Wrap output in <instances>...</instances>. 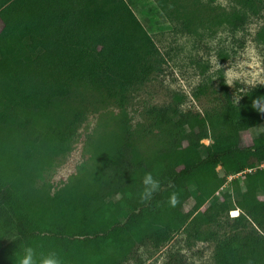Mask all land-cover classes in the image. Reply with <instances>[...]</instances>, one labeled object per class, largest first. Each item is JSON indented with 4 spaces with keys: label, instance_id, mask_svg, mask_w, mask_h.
I'll return each instance as SVG.
<instances>
[{
    "label": "trees",
    "instance_id": "16d2710c",
    "mask_svg": "<svg viewBox=\"0 0 264 264\" xmlns=\"http://www.w3.org/2000/svg\"><path fill=\"white\" fill-rule=\"evenodd\" d=\"M241 1L252 13L264 6ZM245 21L231 17L234 29ZM0 22V264L25 245L64 264H139L144 243L160 248L178 233L188 248L213 243L211 264H264V113L252 106L264 86L239 91L236 103L221 80L223 104L205 112L182 109L175 94L133 126L128 93L164 57L126 0H0ZM87 95L119 106L117 132L90 143L89 168L60 186H35L38 159L72 148ZM246 130L257 131L248 146ZM145 172L161 182L146 202ZM184 261L171 252L166 263Z\"/></svg>",
    "mask_w": 264,
    "mask_h": 264
},
{
    "label": "rangeland",
    "instance_id": "374dc122",
    "mask_svg": "<svg viewBox=\"0 0 264 264\" xmlns=\"http://www.w3.org/2000/svg\"><path fill=\"white\" fill-rule=\"evenodd\" d=\"M146 29L153 35L156 45L164 57L159 71L153 72L139 87L128 93L125 105L129 120L133 126L145 119V110L151 106H164L173 101L175 94L183 96L182 109H195L201 112L221 107L224 101L221 88L223 69L246 59L241 53L251 45L264 58V42L257 39V32L264 24V6L252 13L243 6L241 0H126ZM234 14H246L242 26L234 29L231 17ZM2 26L0 22V32ZM215 40L213 47L211 42ZM214 52L222 70L210 71L212 67L207 59ZM220 54L224 58H220ZM216 77V79H213ZM225 84V83H224ZM226 85V84H225ZM202 93L196 94L197 88ZM235 99L241 89L250 87L236 81L232 87L226 85ZM84 120L79 124L72 142V148L66 154L54 157L51 161L38 159L35 169V186L51 184L60 186L79 170L80 165L90 167L91 145L103 132H117L116 115L120 110L113 101L101 102L95 96L87 95ZM264 129V122L257 131ZM250 130L240 133L244 146L252 144L257 133ZM207 144L209 139H203ZM150 143L145 138L141 148ZM264 165V164H262ZM221 171L220 166L217 167ZM233 176H228L232 178ZM226 185V182L223 186ZM236 214L238 210L234 211ZM233 212L229 213L232 217ZM180 216V213H176ZM224 230V229H219ZM184 233L176 234L172 240L154 248L144 243L138 252L139 264H167L168 253H184V264H211L213 243L195 242L186 246ZM127 264H136L135 261Z\"/></svg>",
    "mask_w": 264,
    "mask_h": 264
},
{
    "label": "clouds",
    "instance_id": "9594fccd",
    "mask_svg": "<svg viewBox=\"0 0 264 264\" xmlns=\"http://www.w3.org/2000/svg\"><path fill=\"white\" fill-rule=\"evenodd\" d=\"M216 41L213 40L211 45L214 47ZM246 59L240 60L223 69L224 83L232 87L236 81L243 82L251 88L257 86H264V58L256 51V49L249 45L243 53H241ZM210 65V71L218 72L222 70V66L218 64V58L215 53L212 52L207 57ZM213 79H216L214 77ZM243 91V89H241ZM240 97L235 101L238 102ZM252 106L257 112L264 113V95H260L252 100ZM143 187L139 193L141 201H149L152 199L153 194L158 192L161 188V182L151 172H145L142 181ZM178 195L176 192H171L168 197V203L170 206L175 207L178 203ZM236 215L235 212L232 213ZM14 240L15 237H12ZM14 261L11 264H64L62 258L55 251H49L47 254L37 252V250L30 245L22 247V254L12 253Z\"/></svg>",
    "mask_w": 264,
    "mask_h": 264
},
{
    "label": "built area",
    "instance_id": "2783aa9c",
    "mask_svg": "<svg viewBox=\"0 0 264 264\" xmlns=\"http://www.w3.org/2000/svg\"><path fill=\"white\" fill-rule=\"evenodd\" d=\"M231 212H234V211H231Z\"/></svg>",
    "mask_w": 264,
    "mask_h": 264
},
{
    "label": "crops",
    "instance_id": "0c3cea01",
    "mask_svg": "<svg viewBox=\"0 0 264 264\" xmlns=\"http://www.w3.org/2000/svg\"><path fill=\"white\" fill-rule=\"evenodd\" d=\"M235 211V210H234Z\"/></svg>",
    "mask_w": 264,
    "mask_h": 264
}]
</instances>
